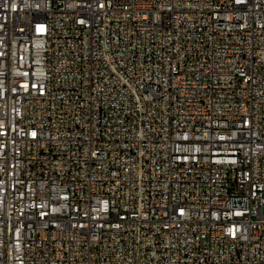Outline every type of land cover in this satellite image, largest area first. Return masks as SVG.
Wrapping results in <instances>:
<instances>
[{"label":"built area","instance_id":"2783aa9c","mask_svg":"<svg viewBox=\"0 0 264 264\" xmlns=\"http://www.w3.org/2000/svg\"><path fill=\"white\" fill-rule=\"evenodd\" d=\"M264 0H0V264H264Z\"/></svg>","mask_w":264,"mask_h":264},{"label":"rangeland","instance_id":"374dc122","mask_svg":"<svg viewBox=\"0 0 264 264\" xmlns=\"http://www.w3.org/2000/svg\"><path fill=\"white\" fill-rule=\"evenodd\" d=\"M263 213H264V207H263Z\"/></svg>","mask_w":264,"mask_h":264}]
</instances>
